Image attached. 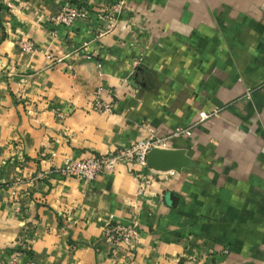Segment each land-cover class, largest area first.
<instances>
[{"label": "crops", "instance_id": "1", "mask_svg": "<svg viewBox=\"0 0 264 264\" xmlns=\"http://www.w3.org/2000/svg\"><path fill=\"white\" fill-rule=\"evenodd\" d=\"M8 1L0 264H264V0H125L117 22L102 11L114 0ZM66 3L87 18L53 25ZM150 134L196 166L52 172ZM110 221L136 222V240L106 244Z\"/></svg>", "mask_w": 264, "mask_h": 264}, {"label": "built area", "instance_id": "2", "mask_svg": "<svg viewBox=\"0 0 264 264\" xmlns=\"http://www.w3.org/2000/svg\"><path fill=\"white\" fill-rule=\"evenodd\" d=\"M125 0H114L107 4L102 11H105V16L112 22H117L122 15ZM8 8L12 4L8 0H0ZM87 10L83 7L77 6L74 3H66L60 6L56 14L49 18L53 25H70L76 19H86ZM23 50H31L32 44L30 41H23L21 44ZM89 58V55L85 56ZM92 108L96 111H108L110 105L99 99H95ZM217 113V109L213 108L209 112H202L200 117L203 119L209 115ZM189 134L188 128L176 127L171 132V136L179 137L180 135ZM167 138H158L153 135L141 138L138 141L121 148H117L111 152H106L97 155H86L80 158L63 157L61 164L53 168V173L61 177H75L86 181H91L96 175L102 172H110L119 163H135L143 168H148L145 164V155L152 147H161ZM164 148V147H163ZM148 180V178H146ZM139 186L138 191H140ZM15 193L12 190L11 195ZM110 219L111 215L108 216ZM138 228L136 222L129 225H124L118 222H108L102 227V238L104 242L110 246L118 244L127 245L131 241L136 240Z\"/></svg>", "mask_w": 264, "mask_h": 264}, {"label": "water", "instance_id": "3", "mask_svg": "<svg viewBox=\"0 0 264 264\" xmlns=\"http://www.w3.org/2000/svg\"><path fill=\"white\" fill-rule=\"evenodd\" d=\"M139 68L136 69L135 78ZM146 166L154 171L179 172L181 168H192L196 162L185 154L183 148L152 147L145 155Z\"/></svg>", "mask_w": 264, "mask_h": 264}, {"label": "rangeland", "instance_id": "4", "mask_svg": "<svg viewBox=\"0 0 264 264\" xmlns=\"http://www.w3.org/2000/svg\"><path fill=\"white\" fill-rule=\"evenodd\" d=\"M217 109V112H218V108H216ZM210 111V110H209Z\"/></svg>", "mask_w": 264, "mask_h": 264}]
</instances>
